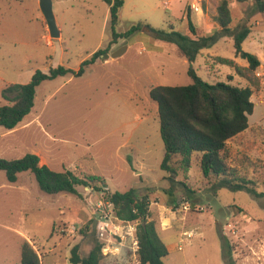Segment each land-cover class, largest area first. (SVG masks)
Wrapping results in <instances>:
<instances>
[{"label": "rangeland", "instance_id": "obj_1", "mask_svg": "<svg viewBox=\"0 0 264 264\" xmlns=\"http://www.w3.org/2000/svg\"><path fill=\"white\" fill-rule=\"evenodd\" d=\"M214 1L124 0L114 30L123 33L134 24L142 27L111 43L105 0H52L57 38L49 35L39 0H0V105L8 104L1 95L6 84L26 83L37 69L47 72L63 65L77 70L99 48L109 46L111 53L126 47L118 57L85 66L81 76L44 80L36 88L32 109L17 126L0 125V157L34 153L52 170L70 169L104 179L103 191L78 186L81 196L50 194L39 189L29 171L9 182L0 170V264H19L25 239L38 252L41 264H70L72 246L78 244L84 256L95 238L103 244L102 264H139L131 236L100 240L97 226L102 210H112L105 194L130 188L149 197V219H154L169 249L164 264H225L223 234L235 264H264V196L215 188V179L202 174L196 154L190 168L178 170L172 178L160 167L165 150L151 87L189 84L190 66L209 82L247 84L216 59L223 56L247 64L235 57L232 37L202 48L189 62L175 43L149 30L150 26L171 31L172 25L191 35L188 12L198 35H211L217 29ZM193 2L200 10H193ZM252 3L230 0L233 25L252 26L242 49L260 59L255 71L260 86L250 97L254 107L249 126L229 149L242 163L238 172L264 192V12L253 13ZM129 223L136 233L138 222Z\"/></svg>", "mask_w": 264, "mask_h": 264}, {"label": "trees", "instance_id": "obj_2", "mask_svg": "<svg viewBox=\"0 0 264 264\" xmlns=\"http://www.w3.org/2000/svg\"><path fill=\"white\" fill-rule=\"evenodd\" d=\"M105 1L109 5L111 43L115 42L117 37H128L141 29L142 24H134L125 32L117 33L114 28L124 0ZM214 2L213 21L217 24V29L211 35H198L188 12L186 18L191 35L175 30L172 25L169 26L171 31L148 25L149 30L157 38L175 43L189 62L195 60L202 48L210 47L221 37H232L235 57L244 59L247 64L241 65L235 58L223 56H217L216 59L219 63L231 67L247 84L239 86L220 81L209 82L201 78L190 66L189 84L151 87L149 96L157 104L159 132L165 150L160 167L169 173L168 178H172L178 170L187 171L191 166L192 156L196 154L202 174L206 178L212 176L215 179V188L244 190L254 198H260L264 196V192L257 191L254 181L238 172L237 166L242 163L229 149L231 141L249 126L248 115L253 112L254 107L250 97L260 86L255 74L260 66V59L256 54L242 49V43L251 33L252 26L246 22L238 27L233 25L230 0ZM252 4L253 13L264 12V0H253ZM108 50L109 46L97 49L81 62L77 70L57 65L50 67L47 72L35 70L26 83L6 84L1 90V95L8 104L0 105V125L6 129L17 126L32 109L36 88L44 80L65 75L81 76L85 66L95 63ZM0 170L4 171L9 182L16 181L18 173L29 171L34 175L39 189L50 194L65 192L81 196L78 186L103 191V178L89 174L80 176L70 169L52 170L41 164L39 156L34 153L11 159L0 157ZM97 182L100 184L96 185ZM105 196L106 200L113 204L119 219L138 222L136 253L139 264H164L163 259L169 252L159 236L154 219H149L151 211L148 195H140L130 188L126 191H108ZM230 250L231 245L223 234L222 258L225 264H235ZM102 258V243L95 238L92 247L84 256L80 254L79 245H73L68 261L70 264H102ZM19 264H41L38 252L26 239L21 245Z\"/></svg>", "mask_w": 264, "mask_h": 264}, {"label": "built area", "instance_id": "obj_3", "mask_svg": "<svg viewBox=\"0 0 264 264\" xmlns=\"http://www.w3.org/2000/svg\"><path fill=\"white\" fill-rule=\"evenodd\" d=\"M191 7L195 11L200 10V6L197 2L191 3ZM106 202L107 205L111 206L112 210L114 211L113 204L108 200ZM112 210H102V213L99 215V221H97V226L100 240H104L103 238L105 236H119L121 239L124 237L127 238L128 236H131V240L133 243L131 250L133 251V253H136L138 248V242L134 227H132L129 221L119 219L116 216L115 211L113 212Z\"/></svg>", "mask_w": 264, "mask_h": 264}, {"label": "water", "instance_id": "obj_4", "mask_svg": "<svg viewBox=\"0 0 264 264\" xmlns=\"http://www.w3.org/2000/svg\"><path fill=\"white\" fill-rule=\"evenodd\" d=\"M39 7L45 18V22H46L50 37L51 38L59 37L60 32H59V28L56 25L54 14H53L52 0H39ZM125 49L126 47H123L111 53H105L102 55V57L105 59L108 57H112V58L118 57L125 51Z\"/></svg>", "mask_w": 264, "mask_h": 264}, {"label": "crops", "instance_id": "obj_5", "mask_svg": "<svg viewBox=\"0 0 264 264\" xmlns=\"http://www.w3.org/2000/svg\"><path fill=\"white\" fill-rule=\"evenodd\" d=\"M217 25V24H216ZM103 58V57H102ZM103 59H105V58H103ZM107 59V58H106ZM232 142V141H231ZM167 246V249H168V245H166ZM168 252H169V249H168Z\"/></svg>", "mask_w": 264, "mask_h": 264}]
</instances>
